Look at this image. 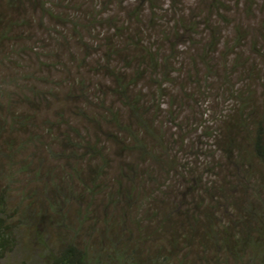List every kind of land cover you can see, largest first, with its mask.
Segmentation results:
<instances>
[{
    "label": "trees",
    "instance_id": "16d2710c",
    "mask_svg": "<svg viewBox=\"0 0 264 264\" xmlns=\"http://www.w3.org/2000/svg\"><path fill=\"white\" fill-rule=\"evenodd\" d=\"M41 5L0 121V264L31 232L52 264H264V0Z\"/></svg>",
    "mask_w": 264,
    "mask_h": 264
},
{
    "label": "rangeland",
    "instance_id": "374dc122",
    "mask_svg": "<svg viewBox=\"0 0 264 264\" xmlns=\"http://www.w3.org/2000/svg\"><path fill=\"white\" fill-rule=\"evenodd\" d=\"M24 0H19L16 8H12L10 5L11 0H0V43L2 44L0 53V72L8 73L11 78H4L0 81V87L3 88V92L0 91V121H2V115L6 113L7 120L9 118V112H17L18 114L25 112L28 108L25 103H19L15 100L12 101L13 106L11 107V102L9 101V96L17 97L15 94L17 90L19 91V86H27V82L23 77H27L31 71H36L37 57H35V52L33 48L35 47L34 39H37L38 33L43 32V26H51L53 24V19H51L46 13L43 14L44 10L41 3L47 2V7H50L51 3H58L59 0H40L39 5L24 7ZM31 3L29 2V5ZM190 4V2H189ZM47 15V16H46ZM41 19H44V23H40ZM5 33V34H4ZM39 36H41L39 34ZM16 37L18 39H16ZM21 37V38H20ZM31 39V40H28ZM42 42V41H41ZM26 47L25 51L20 52L18 46ZM31 48V50H30ZM44 52L39 54V61H47L42 55ZM36 64V66H35ZM44 69V68H42ZM37 70H39L37 68ZM43 73L49 74V71L44 69ZM41 73V75H43ZM55 74H58L56 72ZM13 77V78H12ZM15 77V79H14ZM23 79V80H17ZM19 83V84H18ZM23 83V84H22ZM30 83V82H29ZM45 83L41 82V85ZM18 86V87H17ZM20 90L25 91L24 87H20ZM27 91V90H26ZM21 93V92H20ZM18 98V97H17ZM57 102V101H56ZM55 103V101H54ZM59 102L56 104L58 106ZM8 109V110H7ZM43 113V110H41ZM38 116L42 118L43 114L38 112ZM1 125V124H0ZM23 156H26V153L23 152ZM2 173L9 174L8 166L2 168ZM11 181V180H9ZM12 183L9 189V201L12 204V207L15 208L20 198L18 193L20 192L16 183ZM6 184V180L2 179L0 186ZM19 185V184H18ZM35 233H22L21 241L17 248L13 252L7 255V261L9 264H52L49 256H46L48 251L46 247L43 248V244L38 241H33V236ZM55 237V236H54ZM47 239L49 245H52V248L58 249L60 247V240L56 238ZM79 243L81 245L87 246L86 238L83 235L79 237ZM89 242V240H87ZM47 250V251H45ZM212 255V254H211ZM214 257V256H213Z\"/></svg>",
    "mask_w": 264,
    "mask_h": 264
}]
</instances>
